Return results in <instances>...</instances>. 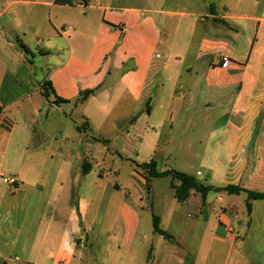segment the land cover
I'll return each instance as SVG.
<instances>
[{
  "label": "crops",
  "instance_id": "0c3cea01",
  "mask_svg": "<svg viewBox=\"0 0 264 264\" xmlns=\"http://www.w3.org/2000/svg\"><path fill=\"white\" fill-rule=\"evenodd\" d=\"M177 156L200 160V183L264 191V0H0V264H167L169 243L177 264L264 253V199L249 214L244 192L228 193L240 210L225 191L178 201L169 175V237L153 231L141 211L161 177L147 189L135 164Z\"/></svg>",
  "mask_w": 264,
  "mask_h": 264
},
{
  "label": "rangeland",
  "instance_id": "374dc122",
  "mask_svg": "<svg viewBox=\"0 0 264 264\" xmlns=\"http://www.w3.org/2000/svg\"><path fill=\"white\" fill-rule=\"evenodd\" d=\"M20 38L23 39V35H20ZM25 38L29 40L28 36H26ZM136 159L138 162L145 160V158H140V157H137ZM200 164L201 162L197 158L188 157V156L187 157L177 156L175 158H171V161L168 164L169 166L166 164L165 166L167 168L171 167L174 170L181 171V172H184V173H187V174H190L196 177V170L200 168ZM129 173L130 172L128 168L121 167V176L127 177L129 176ZM103 176L107 177L108 182H110L112 179V175L104 174ZM169 179H170L169 177L152 178V182H151L152 191H153L152 195L154 197L151 199L150 197L151 195L147 196L146 206L141 211L142 215H147V216H151L153 214L156 216L160 214H162L163 216L166 215L168 211V205L170 204L169 201L172 199L171 189L169 187ZM225 194H227L226 196H229V201L237 205L239 210L242 207L244 208V202L241 196L229 195L228 193H225ZM196 196L197 198L192 196L190 201L188 202V209L190 211L196 210L200 206L201 197L198 194H196ZM263 205L264 204L259 203V201H256L255 202L256 212H261ZM244 214H246L245 211H244ZM172 226H173V223L170 224V227ZM189 240L193 242L191 238ZM169 244H170V247H169L170 262H168L167 264H177L174 258V252L179 251V250L173 247L174 243H169ZM234 253H237L236 256H239V257H247L250 261L249 264H264V253L254 252V251L251 253H248L246 251H243L242 249ZM179 255L183 256L185 255V253H183L182 251L181 252L179 251ZM217 258H219L218 254H217ZM222 261H223V258L221 262Z\"/></svg>",
  "mask_w": 264,
  "mask_h": 264
},
{
  "label": "trees",
  "instance_id": "16d2710c",
  "mask_svg": "<svg viewBox=\"0 0 264 264\" xmlns=\"http://www.w3.org/2000/svg\"><path fill=\"white\" fill-rule=\"evenodd\" d=\"M89 0H55L58 4H68L73 5L75 3L87 4ZM49 85L47 82H44L42 85V93L44 96H48V88ZM93 92V89L84 90L80 93L79 100H83L90 93ZM59 101H63L61 98H55L54 103H58ZM77 129H81L80 126H77ZM106 142V140H102ZM137 167L141 168L144 171V178L146 182V188L149 189V177H164L171 176L172 179H176L179 181L178 185H175L173 181L170 182L171 187L174 189V196L178 201H183L188 196V190L193 188L196 191L200 192L202 199H204L206 193L210 190L215 191H225L229 194H240L242 192L246 193V211L249 214L251 211V204L248 201L249 199H264V191H254L250 189H246L236 184H227L221 187H213L211 185H205L203 183L198 182L193 176L176 170H164L158 171L156 169V164L154 160H150L149 162H143L140 164H135ZM88 167H83V172H86ZM159 218L156 215H152V227L153 231L164 236L165 238L169 237L168 233L159 227ZM149 255V254H148Z\"/></svg>",
  "mask_w": 264,
  "mask_h": 264
},
{
  "label": "built area",
  "instance_id": "2783aa9c",
  "mask_svg": "<svg viewBox=\"0 0 264 264\" xmlns=\"http://www.w3.org/2000/svg\"><path fill=\"white\" fill-rule=\"evenodd\" d=\"M220 61L222 62V65L225 66L226 63H227V57H225V56H221V57H220ZM3 180H4L5 182H7V183L12 184V185L16 183V179H15L13 176H6V177L4 176ZM225 230H226L227 232H230V233H235V232H234V229H233V227H232L231 225H227V226L225 227ZM235 235L238 236L237 233H235Z\"/></svg>",
  "mask_w": 264,
  "mask_h": 264
}]
</instances>
